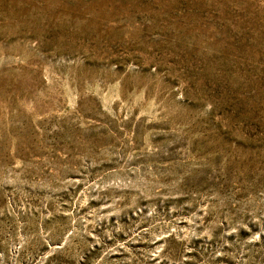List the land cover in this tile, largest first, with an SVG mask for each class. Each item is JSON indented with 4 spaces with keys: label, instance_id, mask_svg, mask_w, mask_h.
I'll use <instances>...</instances> for the list:
<instances>
[{
    "label": "rangeland",
    "instance_id": "obj_1",
    "mask_svg": "<svg viewBox=\"0 0 264 264\" xmlns=\"http://www.w3.org/2000/svg\"><path fill=\"white\" fill-rule=\"evenodd\" d=\"M0 264H264V0H0Z\"/></svg>",
    "mask_w": 264,
    "mask_h": 264
}]
</instances>
